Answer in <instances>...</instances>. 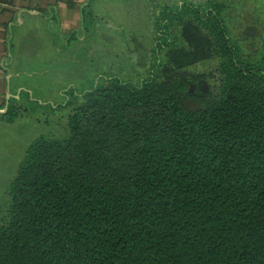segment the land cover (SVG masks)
<instances>
[{"label": "trees", "instance_id": "1", "mask_svg": "<svg viewBox=\"0 0 264 264\" xmlns=\"http://www.w3.org/2000/svg\"><path fill=\"white\" fill-rule=\"evenodd\" d=\"M226 9L184 2L157 17L174 67L186 42L169 31L189 19L207 35L192 53L216 57L214 71L70 90L67 135L36 138L8 187L0 264H264V42L249 55ZM85 19L83 6L66 44Z\"/></svg>", "mask_w": 264, "mask_h": 264}, {"label": "rangeland", "instance_id": "2", "mask_svg": "<svg viewBox=\"0 0 264 264\" xmlns=\"http://www.w3.org/2000/svg\"><path fill=\"white\" fill-rule=\"evenodd\" d=\"M205 1L85 0V26L79 39L70 44H66V37L50 32V23L31 22L18 31L13 59L18 62V83L26 89L13 98L19 108L17 118L7 122L3 112L0 115L1 211L28 146L42 135H67L70 108L61 105L71 97L70 90L80 95L112 76L138 81L159 74L192 77L215 70L216 57H196L192 53L190 41L201 45L207 35L189 19L169 31L179 37L180 45L186 42L188 58L180 66L171 63L169 48L157 46V17L162 6ZM223 1L233 34L249 55L260 54L264 42V0Z\"/></svg>", "mask_w": 264, "mask_h": 264}, {"label": "crops", "instance_id": "3", "mask_svg": "<svg viewBox=\"0 0 264 264\" xmlns=\"http://www.w3.org/2000/svg\"><path fill=\"white\" fill-rule=\"evenodd\" d=\"M84 4L85 0H0V115L6 112L7 103L26 89L18 83V62L13 56L6 61L15 53L18 31L37 21L50 23V32L67 38L71 31L81 27Z\"/></svg>", "mask_w": 264, "mask_h": 264}]
</instances>
